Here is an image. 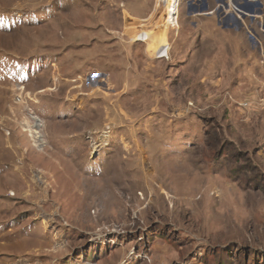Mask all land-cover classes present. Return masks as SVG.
Returning a JSON list of instances; mask_svg holds the SVG:
<instances>
[{
	"label": "rangeland",
	"instance_id": "rangeland-1",
	"mask_svg": "<svg viewBox=\"0 0 264 264\" xmlns=\"http://www.w3.org/2000/svg\"><path fill=\"white\" fill-rule=\"evenodd\" d=\"M159 1L0 0V264H264V0L197 45Z\"/></svg>",
	"mask_w": 264,
	"mask_h": 264
},
{
	"label": "crops",
	"instance_id": "crops-1",
	"mask_svg": "<svg viewBox=\"0 0 264 264\" xmlns=\"http://www.w3.org/2000/svg\"><path fill=\"white\" fill-rule=\"evenodd\" d=\"M239 1H243V0H183L180 3L178 10L176 12L177 20H178L177 27L179 28L178 30L179 38H180V32L182 30V27L184 25H187L189 35L187 38L184 39L183 41L184 44L190 41L189 37H192V34L193 35L196 34V38H195L196 40H194L195 45L199 43L198 41L199 39L205 40L206 38L209 39L210 37H215V36H218L220 37V40H223L222 33H223V29L226 27L224 28L220 27V24L218 23L220 20H222L223 18H232V19H235L236 21L240 20L242 22H245L246 20H248L247 18L248 16H245L244 14L240 13V11H235L233 7L235 6V4H238ZM245 1H247L246 3H248V0H245ZM198 4H202L200 9H197ZM146 10L148 12L138 13L140 15H137V16L133 15L132 17H130L129 20H125V25L123 24L124 26H123L122 32L124 34L127 33L128 35H130V37L135 35V32H136L135 30L139 32V31H142L143 29L152 27L151 29H153L152 30L153 32L154 31L153 23L159 20V17H157L159 11L156 8L152 9V11H149V8H146ZM239 17L241 19H239ZM240 21H239V26L241 25L243 26L244 23H240ZM216 22H217V25H215ZM189 27H191L195 31V33L191 34L192 30ZM228 29H230V27H228ZM168 36L169 34H167V38ZM116 43H119V42L116 41ZM123 46L124 45H122V47ZM147 47L148 46L146 43L145 45H136V48H132V53L137 52V54L139 53L138 55L141 56L142 58H144L145 55H147L148 58H150L151 56L147 53L149 51ZM171 49L172 48L170 47V51ZM182 49H185V50L191 49L192 53H195L194 49L198 50L199 48H182ZM235 49H241V48H230V51L231 52L236 51ZM242 49H245L246 52L248 53V48H242ZM240 54L242 56V53ZM192 56L195 58L194 55ZM152 58L153 57H151V59ZM94 64L96 63L91 62L90 65L93 66ZM90 65H88V68L90 67ZM101 66L102 64H98V66L92 67L91 69L88 70L91 72L87 73L86 75L91 76V78L93 79H97L95 80V83H100L103 81V84L101 85H103L105 90H109V88L111 89L115 88L116 87L115 81L110 75L112 72L111 68L109 69V67L105 64V66L103 65L102 67L104 69V72H102L100 71ZM139 85L140 87L143 86L141 88L142 90L147 87V86L145 87L142 84H137L138 88H139Z\"/></svg>",
	"mask_w": 264,
	"mask_h": 264
},
{
	"label": "built area",
	"instance_id": "built-area-1",
	"mask_svg": "<svg viewBox=\"0 0 264 264\" xmlns=\"http://www.w3.org/2000/svg\"><path fill=\"white\" fill-rule=\"evenodd\" d=\"M183 0H170V3H172V5L169 4V0H160L158 2V7L159 5H162V7L165 9L164 11V18H165V15H167L166 19H165V23L170 27V28H174L177 24V10H178V7L180 5V3L182 2ZM170 7V8H169ZM168 11H167V10ZM167 11V12H166ZM142 34V33H141ZM140 34V35H141ZM143 35V34H142ZM144 36V35H143ZM137 42H142V43H146L145 42V37H144V40L140 39V36L137 37ZM158 53V52H157ZM161 59V58H159ZM98 76V75H97ZM91 78V77H90ZM98 78V77H97ZM93 79V78H91ZM93 80H97V79H93Z\"/></svg>",
	"mask_w": 264,
	"mask_h": 264
},
{
	"label": "bare ground",
	"instance_id": "bare-ground-1",
	"mask_svg": "<svg viewBox=\"0 0 264 264\" xmlns=\"http://www.w3.org/2000/svg\"><path fill=\"white\" fill-rule=\"evenodd\" d=\"M37 126H38V125H37ZM27 130H28V132H31V133H32L31 135L33 136V138H40L39 135H38L39 132L37 133L36 131H33V130L31 131V129H30V128L28 129V127H27ZM34 145H35V144H34ZM151 193H152V195L155 197L156 200L161 201V195H160V193H157V192H155V191H154V192L152 191ZM10 194H12V193H10ZM162 194H163V193H162ZM142 196H143V195L141 194V197H142ZM168 198L171 199L170 197H168ZM169 199H168V200H169ZM158 201H157V202H158ZM180 201H181V200H179L178 198L173 199V209L176 207L175 204H177V203L180 202ZM145 209H146V207H145ZM146 211H147V209H146ZM144 212H145V211H144ZM144 212H143V214H144ZM144 215H145V214H144Z\"/></svg>",
	"mask_w": 264,
	"mask_h": 264
},
{
	"label": "water",
	"instance_id": "water-1",
	"mask_svg": "<svg viewBox=\"0 0 264 264\" xmlns=\"http://www.w3.org/2000/svg\"><path fill=\"white\" fill-rule=\"evenodd\" d=\"M163 23H164V21H162ZM158 29H160V28H158Z\"/></svg>",
	"mask_w": 264,
	"mask_h": 264
}]
</instances>
